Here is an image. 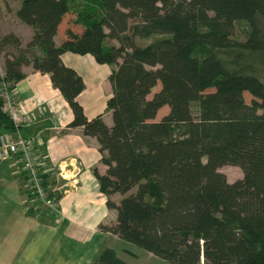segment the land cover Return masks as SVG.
<instances>
[{"label": "trees", "instance_id": "1", "mask_svg": "<svg viewBox=\"0 0 264 264\" xmlns=\"http://www.w3.org/2000/svg\"><path fill=\"white\" fill-rule=\"evenodd\" d=\"M71 13L83 29L57 45ZM17 17L34 32L25 44L12 32L0 38V84L13 88L25 64L50 74L72 109L69 127L97 139L107 170L94 174L117 211L100 230L173 264H264V0H22ZM238 21L249 26L244 41L233 38ZM66 52L115 66L111 126L87 117L85 82ZM3 104L0 95V133L15 128ZM225 165L243 177L229 182ZM91 264L131 263L103 247Z\"/></svg>", "mask_w": 264, "mask_h": 264}, {"label": "crops", "instance_id": "2", "mask_svg": "<svg viewBox=\"0 0 264 264\" xmlns=\"http://www.w3.org/2000/svg\"><path fill=\"white\" fill-rule=\"evenodd\" d=\"M21 2L0 0V37L12 32L25 44L34 31L17 17ZM8 22L10 24L6 25ZM57 36L55 42L59 45L62 38L58 41ZM66 53L62 55L63 62ZM0 62L4 67L0 66L3 75L5 59L1 55ZM22 70L25 78L14 86L15 102L22 111L36 115L41 106V114L31 123L22 124L20 130L25 136L41 135L44 143L34 151V156L41 162L51 185L62 188L60 205L63 216L55 221L40 204L28 208L31 195L17 159L0 161V262L91 264L103 248L101 242L106 237H118L99 228L100 224L110 225L117 219V211L107 206V196L100 191L94 174V168L100 173L107 170L102 162L100 144L95 137L86 135L82 127H69L74 118L72 109L59 89L53 86L50 74L36 71L32 64L23 65ZM83 79L85 89L78 100L88 88ZM106 83L105 80L103 84ZM109 89L111 96L112 85ZM99 114L109 126L113 124L112 113L111 118L106 117L105 112ZM110 198L119 202L122 197L115 193ZM34 210L40 214H35Z\"/></svg>", "mask_w": 264, "mask_h": 264}, {"label": "rangeland", "instance_id": "3", "mask_svg": "<svg viewBox=\"0 0 264 264\" xmlns=\"http://www.w3.org/2000/svg\"><path fill=\"white\" fill-rule=\"evenodd\" d=\"M12 1H17V0H12ZM79 1L76 0V2H79ZM73 14L74 13H71L68 17L64 18L63 23L61 25L60 33L57 36L58 41H61V36H64L66 34V30L72 27H73V31H75V34L79 35L81 33L80 29H83L82 26L80 25L72 26L71 20L74 16ZM9 24L10 22L6 23V25H9ZM248 33H249V26L247 22L245 21L236 22L235 31L233 34V38L235 40L244 41L247 38ZM158 37L159 36L155 35V36H152L144 40L138 39V43L141 45H145L147 43L154 41ZM107 43L108 44H118L116 40H108ZM8 50L13 51L11 47H9ZM199 52L200 54H203L202 51H199ZM1 56L4 57V54H2ZM1 62H0V66L3 67ZM64 63L66 65L74 67L78 71V73L81 74L85 78L86 82L88 83L86 94L79 98V101L83 103L86 108L85 110L86 115L95 116L101 112H105V114L107 113L106 117L111 118V111L106 112L105 108H106L107 99L110 97L109 87L111 85H110L108 76L115 66L109 65V64H98L94 60V57L90 54L80 55V54H75V53H66L64 56ZM105 80L108 83L103 84ZM159 89H160V84H158L154 88L153 93L158 91ZM214 90L215 88L212 87V88L207 89L206 92H211ZM151 96L152 94L150 95V97ZM244 98H245L246 103L248 104H250L251 101L253 100V96L247 91L244 92ZM39 107L40 108L36 111L37 116L41 114L39 113L41 111V106ZM168 112H169V106L162 107L159 110L155 121H159ZM192 113L196 118L199 116V105L197 102H194L192 104ZM220 171L226 175L229 182H234L243 177V172L241 168L238 166L225 165L222 168H220ZM120 197H122V195H120ZM34 212L36 214V212H39V211L34 210ZM114 212H115V217H116V211ZM38 214H40V212ZM55 221H58V219H55ZM101 243H102L100 244L102 245L101 248L107 247V246L113 248L119 257L128 261L131 264H173L172 262L166 259H162L154 255L153 253L145 250L144 248L132 242L123 240L119 237H113V236L106 237ZM0 264H4V263L0 262ZM202 264H204V261H202Z\"/></svg>", "mask_w": 264, "mask_h": 264}, {"label": "built area", "instance_id": "4", "mask_svg": "<svg viewBox=\"0 0 264 264\" xmlns=\"http://www.w3.org/2000/svg\"><path fill=\"white\" fill-rule=\"evenodd\" d=\"M0 95L4 100L3 111L10 116L15 126L12 130L0 133V161L17 159L19 170L27 180L31 195L28 208L40 204L48 215L60 219L63 216L60 205L62 188L51 185L42 170L41 162L34 156V151L43 145V139L39 133L25 136L20 130L22 124L31 123L37 115L26 113L17 106L14 98L15 89L5 81L0 84Z\"/></svg>", "mask_w": 264, "mask_h": 264}]
</instances>
